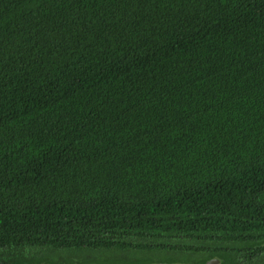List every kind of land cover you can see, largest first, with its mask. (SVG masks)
I'll list each match as a JSON object with an SVG mask.
<instances>
[{"label":"trees","instance_id":"1","mask_svg":"<svg viewBox=\"0 0 264 264\" xmlns=\"http://www.w3.org/2000/svg\"><path fill=\"white\" fill-rule=\"evenodd\" d=\"M12 246L260 259L264 0H0Z\"/></svg>","mask_w":264,"mask_h":264},{"label":"rangeland","instance_id":"2","mask_svg":"<svg viewBox=\"0 0 264 264\" xmlns=\"http://www.w3.org/2000/svg\"><path fill=\"white\" fill-rule=\"evenodd\" d=\"M210 251L181 248H51L15 247L0 251V257L9 264H206L215 259L216 264H234L231 259L218 255L210 258ZM241 264H248L238 257ZM258 260V261H257ZM252 264H264V254Z\"/></svg>","mask_w":264,"mask_h":264},{"label":"water","instance_id":"3","mask_svg":"<svg viewBox=\"0 0 264 264\" xmlns=\"http://www.w3.org/2000/svg\"><path fill=\"white\" fill-rule=\"evenodd\" d=\"M218 261L215 259H212L208 261L206 264H216ZM154 264H171V263H154Z\"/></svg>","mask_w":264,"mask_h":264}]
</instances>
